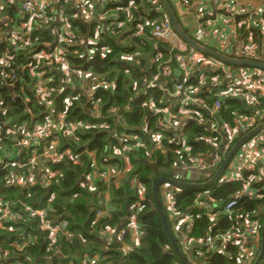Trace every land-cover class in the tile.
I'll list each match as a JSON object with an SVG mask.
<instances>
[{
    "label": "built area",
    "instance_id": "obj_1",
    "mask_svg": "<svg viewBox=\"0 0 264 264\" xmlns=\"http://www.w3.org/2000/svg\"><path fill=\"white\" fill-rule=\"evenodd\" d=\"M18 1L20 2L0 0V24L7 20L4 14L13 8L14 4L17 5L19 11L15 18L9 19L11 28L7 27V30H13V34L9 38L10 41H7L9 43L7 52L0 56V82L3 86L10 87L13 85L12 79H7L5 69H3V66L13 62V56H10L8 52L13 54L23 53V58L18 67L21 70H28L31 74L33 82L29 88L34 93V101L39 106L44 107L45 112L43 121L34 122L33 133L27 137L24 136L20 143L32 149V154L28 160L24 164L18 165V168L21 166L25 168L21 171H26L28 176L17 172L15 176H9L8 182L11 183L15 180L18 186L25 188L39 183L41 184H38L39 186L47 188L49 178L53 176L48 164L60 162L64 156L70 157L69 152L59 153L57 150L61 137L73 136L75 131L83 125L65 122L62 113L53 108L52 103L49 101L53 90L47 88L50 80H45V73L55 72L62 84L68 86L69 90H75L78 86L86 96L88 105H90L88 108L89 116L100 119V103L94 97L95 90L98 88L107 89L110 85L113 86V82H108L106 78L93 75L84 69L80 70L71 66L67 59L68 56L89 62L96 54L97 48L100 47V56L102 57L107 51L105 46L107 38L117 34H120L117 37H142L146 27L151 25L150 19L156 16H159L160 19L154 23V28L152 26L150 36L165 42L170 50L174 49L183 53L186 49L185 45L175 35L160 0H141V5H137L132 1L122 5L123 0ZM237 1L176 0L175 4L181 8H190L196 36L202 42L211 39L214 43V46L207 43V47L225 55L234 54L241 60L264 59V22L261 20L262 14L259 15L257 10L251 6L240 10L237 7ZM221 4L224 7L221 10L223 15L221 21L224 22L223 17H228V23L232 22L236 28V31H233L230 36L231 41L223 38L224 29L221 23L217 25L218 30L215 31H212L208 26L213 21L211 15L207 14L209 6L215 8ZM68 7L74 10L72 21H77L86 28L87 33L85 35L78 34L77 30H71L66 16ZM129 8L137 10V12L141 9V13L137 14L136 19H132L128 11ZM120 13L125 14L124 23L121 22ZM219 16L216 15L215 22ZM135 21L134 32H132L128 23L133 24ZM256 27H258L261 36L259 44L253 41L254 35L250 31V29H256ZM243 28H246V31L248 30V36L242 34L243 32L240 33L241 30L244 31ZM37 31H45L53 40L49 43H36L35 40H32V36ZM47 49L49 51H46ZM204 56L193 50L186 52L185 55L177 56V62L181 65L180 71L170 70L168 67L170 61H168L164 68H155V74H149L148 76L144 74L140 86L144 88L143 94L145 95L156 90L164 95L165 100L160 101L158 105L151 100L148 101V111L153 115H162L157 125L161 130L172 134L170 141L178 146L180 151L181 148H183V152L188 151L185 146L187 131L185 126L180 124L182 118L192 121L212 135L197 139L201 144L209 147L206 154H200L194 160L188 158V162L179 160L174 164V173L183 171L197 174L204 173L211 179L234 144L250 131L262 125L258 123L264 118V110H256L249 117L239 118L236 126L230 128L219 123L220 103L222 100L236 99L248 107H260V99L264 98V71L248 67H236L232 71L233 67L230 65L212 58L207 60ZM120 59L127 62L132 61L130 63L136 61L132 56H122ZM146 61L150 62V56ZM196 67H198L197 70H195ZM206 71L213 74L218 73L221 77L206 76ZM193 76H197L199 79L205 77L206 80L202 83L198 81L195 86H190L189 80ZM133 90L135 91L136 88H133ZM210 99H213L211 104L208 103ZM70 100L68 97L65 102L69 104ZM175 108L176 110L173 111L172 109ZM215 117H217V120ZM212 120L216 122L217 127H208ZM152 138L153 141L159 143L161 135L155 134ZM119 140L122 145L127 141L129 143L133 142V146L141 147V143L136 137L131 138L126 135L119 138ZM220 142L223 146L218 145ZM132 150L133 147L127 145L122 146L121 150L115 153L122 156ZM5 157L10 156L6 155ZM7 159L11 160L12 158ZM258 170L262 171L256 174ZM124 172L126 170L119 171L116 168L107 167L103 172H93L87 177V184L91 185L96 177H99L101 182L112 184L113 181L120 180ZM131 183L134 189L142 194L138 197L139 200H142L144 192L141 186L135 179ZM229 183L239 184L240 189L231 195L228 202L219 206L214 203L215 200L211 195L205 192L198 197L193 211L197 213L205 212L214 228L221 224V219H228L231 224L237 219L238 228L230 226L231 228L224 234H217L213 239L207 237L202 243H199L201 247H197L200 249L194 251V255L204 256L201 248L205 247L207 250H214L221 256H230L226 251L227 244H230L232 247L237 248L235 264H253L259 254L258 249H260L263 227L262 217L264 214L255 213L251 216L238 215L233 217V212L242 199H258L264 190V130L251 137L239 148L219 179L212 184V187L220 189ZM162 187H164L165 191H163L165 193H163ZM171 187L174 186L171 184L161 186V203L165 215L172 223V227L179 232H176L178 233L176 235L182 251L187 254L195 246V243L188 238L194 224V218L186 214H179L175 210L174 198L177 191ZM90 188L93 191L92 187ZM134 207L139 208L138 205ZM106 208V203H102L100 209L96 210L95 216L97 218L105 216L107 213ZM23 209L26 217L35 221L39 232L45 235V241L48 242V252H52V255L45 256L43 260L46 259L51 263L59 254L58 242L60 238L68 236V224L61 218L51 216L52 210L50 207L24 205ZM15 215L10 211L8 204L0 201V228L5 223L15 222ZM98 232L102 240L106 242H109L113 235L117 236L119 241L125 235L139 241L142 235V232L136 226L135 218L130 220L126 228L119 227L117 230L99 229ZM34 240L35 237H28L25 243ZM18 250L21 251L22 249L18 248ZM14 257L16 256H0V264H16L13 263ZM186 260L188 262V257H186ZM263 261L264 258L261 264ZM86 262H88V259H84L80 264H86ZM199 264H205L204 258L199 260Z\"/></svg>",
    "mask_w": 264,
    "mask_h": 264
},
{
    "label": "trees",
    "instance_id": "obj_2",
    "mask_svg": "<svg viewBox=\"0 0 264 264\" xmlns=\"http://www.w3.org/2000/svg\"><path fill=\"white\" fill-rule=\"evenodd\" d=\"M129 1L137 5L142 4L141 0H123L122 5ZM9 10L15 12L14 8ZM128 11L132 19H136L137 14L141 13V9L137 12L129 8ZM73 14L74 10L68 7L66 16L71 30L85 35L86 28L77 21H72ZM120 17L124 23L125 14L120 13ZM159 19V16L150 19L151 28L152 23ZM135 23L136 21L133 24L128 23L132 32ZM150 26L146 27L142 37H117L120 34L110 36L106 39L105 54L101 57L98 47L89 62L74 59L72 56L67 57L71 66L113 82V86L110 85L107 89L95 90L94 97L100 103V119L89 116L90 105L78 86L75 90H69L55 72L45 73V80H50L47 88L53 90L49 98L53 108L62 113L65 122L83 125L73 136L61 137L57 150L59 153L69 152L70 157L64 156L60 162L48 164L53 176L49 178L47 188L39 186V183L25 188L18 186L15 180L8 182L9 176H15L17 172L21 174V170L25 169L22 166L18 168V165L28 160L32 149L20 143L24 136L33 133L34 122L43 121L45 112V108L34 101V93L29 88L33 82L31 74L28 70L18 67L23 53H9L13 56V62L3 66V69L7 79H12L13 85L3 86L0 82V201L8 204L10 211L16 215L15 222L5 223L0 228V256H16L13 258V263L16 264H80L84 259H88L86 264H181L172 250L171 242L156 211L151 184L156 176L167 175L171 166L176 163L175 159L188 162V158L194 160L198 155L206 154L209 147L197 142V139L212 135L197 124L189 123L185 128V146L188 151L183 152V148L180 151V148L170 141L172 134L158 127L162 115H153L148 111V101L158 105L165 97L157 90L143 94L144 88H141L140 82L144 74H155L156 66L166 61H170V70L180 71L181 65L177 62V56L191 51L181 40L185 45V52L170 50L165 42L150 36ZM32 40L41 44L49 43L53 38L45 31H37ZM136 47L140 48L139 52L150 55V62L137 59V66L130 63L132 61L120 59L122 56H132L135 59ZM204 58L208 60L211 57L205 55ZM255 61L264 64V59ZM152 62L154 64H151ZM205 75L220 76L209 71H206ZM198 81L199 78L193 76L189 85L195 86ZM68 97L71 99L69 104L65 102ZM212 102L213 99H210L208 103ZM260 102L261 105L257 108L248 107L236 99L222 100L218 112L219 123L234 128L239 118L249 117L256 110H264V98L260 99ZM172 110L175 111L176 108ZM155 134L161 135L159 143L153 141L152 136ZM126 135L136 137L141 147L133 146V142L127 141L122 145L119 138ZM127 145L132 146L133 150L122 156L115 153ZM159 149L164 150V153ZM6 155L12 159H7ZM150 161L156 163L158 173L150 167ZM107 167L119 171L127 168L128 171L124 172L121 181H113L112 184L101 182L99 177L94 178L91 185L87 184V177L93 172H103ZM133 179L144 192L142 200L138 198V191L131 186ZM239 189V184L229 183L220 189L210 187L180 190L174 198V208L179 214L194 218V224L188 234L193 243L199 244L207 237L213 239L217 234H224L230 226L238 228L237 219L232 224L228 219H221L220 225L212 227V222L205 212L193 211L198 197L208 192L215 200L214 203L220 206L228 202L231 195ZM158 196L161 198L160 186ZM106 198H110L109 202ZM102 203L109 205L110 210L105 216L97 218L95 212L100 209ZM24 205L50 207L51 216L61 218L68 224V236L60 238L59 254L51 263L43 260L45 256L52 255V252H48L45 235L39 232L35 221L26 217ZM136 205L139 208L134 207ZM188 210L191 211L186 213ZM255 213L264 214V190L258 199H242L236 206L233 217L251 216ZM132 218L136 219V226L142 232L139 241L129 235L123 236L119 241L117 236L113 235L112 239L106 242L99 236V229L126 228ZM167 222L173 234L172 223L168 218ZM28 237H35V240L25 243ZM202 251L205 264L236 263L237 248L230 244L226 246L230 256H221L205 247ZM259 251L260 249L258 253Z\"/></svg>",
    "mask_w": 264,
    "mask_h": 264
},
{
    "label": "water",
    "instance_id": "obj_3",
    "mask_svg": "<svg viewBox=\"0 0 264 264\" xmlns=\"http://www.w3.org/2000/svg\"><path fill=\"white\" fill-rule=\"evenodd\" d=\"M160 4L163 7L165 14L172 26V29L177 36L179 40H181L186 46H188L191 50L198 52L202 55H206L211 57L214 60H217L221 63L228 64L231 67H233L232 71H234V68L238 67H248V68H254V69H259L264 71V64L261 62H255V61H248V60H241L234 54L231 55H225L221 52H218L216 50H213L212 48H209L197 40L193 39L191 36H189L182 24L180 23L178 17L176 16L173 7L170 3L169 0H160ZM217 120V117H215ZM264 130V124L258 126L257 128L253 129L250 131L246 136L242 137L239 139L234 146L231 148L229 153L227 154L226 158L223 160L221 166L219 167L218 171L215 173V175L211 178V180L205 184H180L174 180L171 179V176L169 174V177L165 176H156L151 184L152 187V192H153V198L155 202V208L156 211L162 221L164 230L168 236L169 241L171 242L172 245V250L178 257L179 261L181 264H190L187 262L184 254L180 250L178 246V241L175 238V236L171 233L170 228L168 226L167 218L165 215V212L162 207L161 200L158 196V187L161 186L162 184L165 183H170L174 187H178L180 189H185V188H197V189H206L207 187L211 186L213 183H215L224 169L227 167V165L231 162L233 156L236 154V152L239 150V148L246 142L248 141L251 137L259 133L260 131ZM150 167L154 170L155 173L156 171V166L155 164H150ZM191 210H188L186 213H189ZM264 256V218H263V227H262V232H261V242H260V251L258 254V257L256 259V262L254 264H260ZM194 264H199L198 262Z\"/></svg>",
    "mask_w": 264,
    "mask_h": 264
},
{
    "label": "crops",
    "instance_id": "obj_4",
    "mask_svg": "<svg viewBox=\"0 0 264 264\" xmlns=\"http://www.w3.org/2000/svg\"><path fill=\"white\" fill-rule=\"evenodd\" d=\"M16 2H20V1H18V0H15ZM173 3H174V6H175V8H176V11H177V14H178V16L181 18V21H182V26H183V28H184V26L186 27V25L187 24H189L190 26H193L194 27V29H193V32H194V34H195V26H194V24H193V22H192V19H191V15H190V13H191V10H190V8H181L180 6H177L176 4H175V2H176V0H171ZM229 2V1H228ZM236 4H237V7L241 10H243V8H247L248 6H251V7H253V8H255V10H257V13L259 14V15H261L262 14V21L264 22V0H238L237 2H236ZM14 9H15V12L14 13H12L10 10H8V11H6L5 12V14H4V17L5 18H7V20L3 23V24H0V56H2L5 52H7V45H9V43H7V41H10L9 40V38L11 37V35L13 34V30L12 31H8L7 30V27H10L11 28V25L9 24V19H12V18H15L18 14H19V11H18V7H17V5L16 4H14L13 6H12ZM222 8H224L223 6H222V4L221 5H219L218 7H215V8H213L211 5L209 6V8H208V10H207V14H210L211 15V19L213 20L212 22L211 21H209V22H211L208 26H209V28L212 30V31H215V30H218V24H220L221 23V26H222V28L224 29V32H223V38L224 39H226V40H228V41H231L232 40V38L230 37L231 36V34H232V32L233 31H236V28H235V26H233V23L232 22H230V24L228 23V17L226 18V17H223L222 18V20L224 21V22H222L221 21V16H223L222 15ZM175 12V11H174ZM216 15L218 16V15H220L218 18H217V20H216V22L214 21V18H216ZM225 15V14H224ZM236 22V21H235ZM258 27H256V29H250V31L251 32H253V41L255 42V43H257V44H259L260 43V31L257 29ZM243 30L244 31H240V33L241 32H243L242 34H244L245 36H248V30L246 31V28H243ZM11 32V33H10ZM196 35V34H195ZM7 36H8V38H7ZM198 37V36H197ZM199 38V37H198ZM207 43L208 44H214L213 42H212V40L211 39H206L202 44L203 45H205V46H207ZM230 44H231V42H230ZM141 52H143V51H141ZM8 53H10V52H8ZM140 53V52H139ZM139 53H138V55H139ZM144 53V52H143ZM145 54H148V53H145ZM198 54H200V53H198ZM148 59V56H145V58L144 59H142V60H144V61H146ZM135 60H137V58H136V56H135ZM209 62V61H208ZM134 64H136L137 66H138V64H137V62L135 61V62H133ZM133 64V65H134ZM189 123H193L192 121H188V120H186V119H184V118H182L181 119V122H180V124L182 125V126H185V128L187 127V125L189 124ZM258 124H264V118H262V120L261 121H259V123ZM208 127H210V128H214V127H217V124H216V122L215 121H213L212 120V123H210L209 125H208ZM175 137V135L173 136V138ZM238 140V139H237ZM236 140V141H237ZM197 142H199L198 140H197ZM179 165V164H178ZM259 168V167H258ZM175 171V170H174ZM262 170H258L257 172H256V174H258V173H260ZM159 176V175H158ZM163 176V175H162ZM169 177L168 175H165V177ZM209 176H207V174H202V173H200V174H197V173H190V172H185V171H183V172H180V173H172V175H171V179L172 180H174V181H176V182H178V183H180V184H205V183H207V182H209L211 179H209L208 178ZM121 179H122V176L120 177V180L119 181H121ZM165 184H170V183H165ZM163 185V184H162ZM161 185V186H162ZM161 186H160V188H161ZM173 186V185H172ZM164 187H162V191L164 190L163 189ZM172 189H176V191H177V194L180 192V190H183V189H180V188H178V187H171ZM207 188H210V186L209 187H207ZM206 188V189H207ZM185 189H190V188H185ZM165 191V190H164ZM163 191V193H165ZM172 192V191H171ZM162 193V194H163ZM162 197V196H161ZM160 200H161V198H160ZM214 206H216V205H214ZM106 210H107V213L109 212V208L107 207L106 208ZM263 218H264V215H263ZM213 226V225H212ZM173 228V227H172ZM209 229H210V226L207 228V231H209ZM173 230H174V228H173ZM175 231V230H174ZM176 232H178L177 230H176ZM136 233H138V232H136ZM179 233V232H178ZM178 233H177V235H178ZM178 237V236H177ZM176 238V237H175ZM178 240V239H177ZM244 240H246V238H244ZM261 242V241H260ZM199 245H201V244H195V246H193L192 247V251L190 250L187 254H185L182 250V253L184 254V256H185V258L186 257H188V262L190 263V264H194V263H196V262H198L199 263V260L203 257V256H198L197 254L196 255H194V251H198L199 249L197 248ZM199 247H201V246H199ZM201 250H202V248H201ZM263 258H264V256H263ZM263 260V259H262ZM256 262V260L253 262V264ZM262 262V261H261ZM261 262H260V264H261ZM262 264H264V261H263V263Z\"/></svg>",
    "mask_w": 264,
    "mask_h": 264
},
{
    "label": "rangeland",
    "instance_id": "obj_5",
    "mask_svg": "<svg viewBox=\"0 0 264 264\" xmlns=\"http://www.w3.org/2000/svg\"><path fill=\"white\" fill-rule=\"evenodd\" d=\"M170 1V3H171V5H172V7H173V10L175 11V14H176V16L178 17V19H179V21H180V23L181 24H183L182 23V21H181V18L178 16V14H177V11H176V8H175V6H174V3L171 1V0H169ZM152 26H153V28L155 27V24L154 23H152ZM150 28H151V26H150ZM184 28H185V30H186V32L188 33V35L189 36H191L193 39H196V40H199V41H201L195 34H194V32H193V29H194V27L193 26H190L189 24H187L186 25V27L184 26ZM152 29V28H151ZM202 42V41H201ZM210 46H214V44H209ZM140 48L139 47H136V52H135V54H134V56H136V58L137 59H139V61H141V59H144L145 58V56H148V58H149V54H145V53H143V52H140L139 53V50ZM138 53H139V55H138ZM209 60V59H208ZM167 62L168 61H166V62H164V63H160V64H158L157 66H156V68L158 67V69L159 68H164L165 66H166V64H167ZM134 65H136V64H134ZM198 69V67H196L195 68V70H197ZM206 80V78L205 77H203V78H201V79H199V82H203V81H205ZM155 142V141H154ZM218 145H221V146H223V144L220 142ZM231 150V149H230ZM229 150V151H230ZM159 151H161V152H163L164 153V150H162V149H159ZM229 153V152H228ZM7 158H11V157H7ZM175 162H176V159H175ZM149 163V165L150 164H155V166H156V171H157V173H158V168H157V165H156V163L155 162H153V161H150V162H148ZM124 170H126V171H128L127 169H124ZM174 170H175V167H174V165L173 166H171V168H170V170L168 171V173H167V175L169 176V174H170V176L172 175V173L174 172ZM21 173L22 174H24V175H26V176H28V173L26 172V171H21ZM167 177V176H166ZM131 186H132V183H131ZM133 188H134V186H132ZM142 194L141 193H139L138 192V197L139 196H141ZM109 200H110V198H107L106 199V201L107 202H109ZM109 205H107V207H108ZM262 219H263V217H262ZM177 233H176V231H174L173 230V235L176 237V239H177V235H176ZM179 240V239H178ZM180 246V245H179ZM180 250H182V248L180 247ZM207 252V251H206ZM189 263V262H188Z\"/></svg>",
    "mask_w": 264,
    "mask_h": 264
},
{
    "label": "clouds",
    "instance_id": "obj_6",
    "mask_svg": "<svg viewBox=\"0 0 264 264\" xmlns=\"http://www.w3.org/2000/svg\"><path fill=\"white\" fill-rule=\"evenodd\" d=\"M210 187H212V185H211ZM178 246H179V245H178Z\"/></svg>",
    "mask_w": 264,
    "mask_h": 264
}]
</instances>
